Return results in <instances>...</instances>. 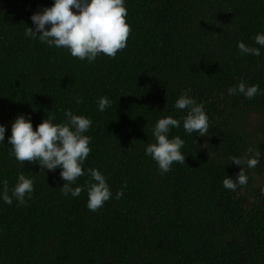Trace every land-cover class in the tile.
Returning <instances> with one entry per match:
<instances>
[{"label":"trees","instance_id":"16d2710c","mask_svg":"<svg viewBox=\"0 0 264 264\" xmlns=\"http://www.w3.org/2000/svg\"><path fill=\"white\" fill-rule=\"evenodd\" d=\"M53 6L0 0V126L8 128L0 194L6 181L11 195L20 175L36 189L26 206L0 199V264H264V96L228 95L241 82L264 91V48L259 58L238 51L241 42L259 47L264 0H127V48L94 63L26 38L31 17ZM185 92L204 105L210 131L173 129L185 165L161 174L146 148L161 119L187 116L175 108ZM103 97L113 107L100 112ZM68 111L93 121L92 154L73 186L85 188L79 198L63 195L60 169L21 165L8 144L19 115L36 130L52 116L66 123ZM257 152L259 166L244 169L248 186L225 190L242 171L232 158ZM93 169L113 193L96 213L87 207Z\"/></svg>","mask_w":264,"mask_h":264},{"label":"clouds","instance_id":"9594fccd","mask_svg":"<svg viewBox=\"0 0 264 264\" xmlns=\"http://www.w3.org/2000/svg\"><path fill=\"white\" fill-rule=\"evenodd\" d=\"M127 0H53L54 6L45 8L42 12L31 17L33 28H27L26 38L38 37L42 44L57 49H66L73 58L80 61L94 63L99 57L107 56L115 59L117 54L127 48V42L132 33L127 23L129 15L126 7ZM258 48L248 47L241 42L238 51L242 56L261 57L260 49L264 48V33L255 37ZM230 96H243L247 100H254L258 95L264 96L259 84L249 87L241 82L237 87L228 90ZM99 111L105 112L113 107V101L103 97L98 101ZM178 111H186L187 116L176 119L171 116L161 119L153 130L156 143L147 146L146 155L151 157L159 167L161 174L170 173L174 164L185 165L186 157L182 150L185 141L177 136L169 139L173 129L181 128L183 124L187 135L198 133L206 137L210 131L209 117L202 104L185 92L176 102ZM67 122L54 123L52 116L43 121L36 130L31 122V116L19 115L11 126V137L8 144L12 147L15 159L21 165L38 164L47 172L60 169L61 179L65 181L62 193L65 197L79 198L84 193V187H73L79 179L85 176L84 165L92 154V138L86 133L92 129L93 121L85 116L73 115L71 111L65 113ZM8 128L0 126V148L5 147ZM254 149H249L251 156ZM260 153L255 158H232V164L242 169L237 178H227L223 187L227 191L235 192L239 188L247 187L249 177L244 170L255 169L261 160ZM94 183L86 185L88 188V210L98 212L113 198V193L106 177L98 169L90 170ZM35 181L26 175H20L17 186L9 194L8 184L4 182L0 199L9 207L14 200L21 206H26L35 194ZM123 190L116 194V199H123Z\"/></svg>","mask_w":264,"mask_h":264},{"label":"rangeland","instance_id":"374dc122","mask_svg":"<svg viewBox=\"0 0 264 264\" xmlns=\"http://www.w3.org/2000/svg\"><path fill=\"white\" fill-rule=\"evenodd\" d=\"M252 120H253V121H256V119H255V118H252Z\"/></svg>","mask_w":264,"mask_h":264}]
</instances>
